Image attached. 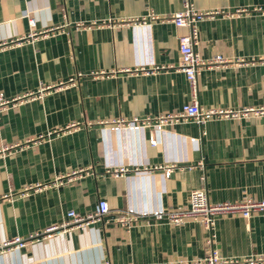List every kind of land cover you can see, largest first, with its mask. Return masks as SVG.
Wrapping results in <instances>:
<instances>
[{"label":"crops","instance_id":"crops-1","mask_svg":"<svg viewBox=\"0 0 264 264\" xmlns=\"http://www.w3.org/2000/svg\"><path fill=\"white\" fill-rule=\"evenodd\" d=\"M189 1L217 11L197 23L195 51L226 59L197 73L199 107L262 114L111 131L109 121L153 123L190 101L176 69L178 37L188 30L159 20L183 0H0V93L22 97L46 87L0 112V243L40 235L69 221L67 211H93L98 200L108 205L84 227L4 249L0 264L192 260L205 251L199 223L125 225L119 213L185 209L200 188L211 203L264 198V0ZM70 77L73 84L58 86ZM75 169L86 172L54 182ZM214 235L222 257L264 253V213L218 216Z\"/></svg>","mask_w":264,"mask_h":264},{"label":"built area","instance_id":"built-area-1","mask_svg":"<svg viewBox=\"0 0 264 264\" xmlns=\"http://www.w3.org/2000/svg\"><path fill=\"white\" fill-rule=\"evenodd\" d=\"M217 11H199L194 9L189 0H183L182 8L179 11L171 13L168 18L159 17V20L168 19L175 27H185L188 30L186 35L178 37V53L180 57L179 64L176 69L181 71L186 79L189 87L191 99L188 103L182 105V107L175 113L168 114L166 116H159L154 119L144 117L142 119L133 118L130 121L123 119H115L107 123L111 131L117 129H139L144 126L153 125L154 127H160L167 124H171L178 121L191 120L198 125H202L204 122L215 118H238L246 116L250 112L253 114H262L260 110H248L243 109L241 111H234L230 109H203L199 107L197 102V73L204 67L219 66L226 63V59L220 55H215L209 59L201 58L194 49L196 44L198 30L197 23L206 17L213 16ZM149 19H158L156 15L150 13ZM33 21L30 20V24ZM137 22L145 23L146 20L141 18ZM76 81L74 77H70L66 82L59 83L58 86L70 85ZM48 88V87H47ZM46 90V87L39 89L36 93H29L22 97L6 98L0 93V112L7 107L14 105L18 100L24 98H35L39 94ZM71 129V126L65 127L59 132H66ZM149 143L154 145V140L149 139ZM173 166L166 167L164 170V176L168 177L172 171ZM85 170L75 169L69 174L56 179L57 183L63 181L69 182L73 178H80L85 174ZM124 172L123 168H119L114 172V175H118ZM202 182L204 177H201ZM32 187H29L31 189ZM38 188V186H36ZM108 213V205L105 200H98L93 211L84 215H78L73 211H67L66 216L70 218L69 221H64L59 225H54L46 228L40 235L30 234L25 238L14 236L0 243V252L4 249H19L26 244L36 240L38 238H45L50 236L56 230H66L70 226L84 227L96 219H101L103 215ZM264 213V198L263 199H241L239 201H222L217 203H211L208 200L205 188H200L189 193L188 204L185 209L168 210V211H153L150 214L146 213H134L130 210H125L119 213L118 221L123 222L125 225L138 222L140 219H151L153 221H165L172 225H178L184 222L185 219H190L199 223L207 232L205 237L204 255L192 260H178L165 264H264V253H252L240 259L238 258H225L218 254L214 247V224L215 219L221 215H239L245 219L250 218L253 215ZM146 220V219H145ZM147 221V220H146Z\"/></svg>","mask_w":264,"mask_h":264}]
</instances>
